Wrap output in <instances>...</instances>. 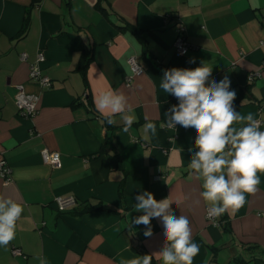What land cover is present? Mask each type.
<instances>
[{"label": "crops", "instance_id": "0c3cea01", "mask_svg": "<svg viewBox=\"0 0 264 264\" xmlns=\"http://www.w3.org/2000/svg\"><path fill=\"white\" fill-rule=\"evenodd\" d=\"M177 24L188 44L181 55L172 47ZM37 52L47 87L28 77ZM84 54L83 75L76 66ZM262 60L264 0H0V159L11 177L0 196L24 208L15 239L0 247V264H120L159 254L167 246L161 217L151 219L150 237L146 225L129 228L145 214L135 208L144 191L188 218L199 245L193 264H264V173L239 211L209 222L203 181L188 167L199 150L194 130L167 127L165 113L179 101L160 87L164 70L203 61L213 67L207 83L227 75L235 110L253 113L264 131ZM18 84L35 95L31 114L16 108ZM110 90L128 98L136 117L128 132L121 115L109 125L96 108L94 99ZM43 147L58 152V166L42 161ZM68 194L75 202L57 211L53 196ZM154 263L163 260L156 255Z\"/></svg>", "mask_w": 264, "mask_h": 264}, {"label": "clouds", "instance_id": "9594fccd", "mask_svg": "<svg viewBox=\"0 0 264 264\" xmlns=\"http://www.w3.org/2000/svg\"><path fill=\"white\" fill-rule=\"evenodd\" d=\"M212 71L213 67L203 61L194 69H166L160 87L179 101L169 109L171 115L165 113L167 127L175 130L179 124L194 130L195 147L199 150L191 157L188 167L197 180L203 181L200 195L211 204L208 218L218 219L225 212L235 214L247 203L245 194L257 192L260 184L257 173H264V131L260 130L261 121L254 119L253 113L241 115L235 110L236 93L228 90L230 80L227 75L219 83H207ZM94 102L109 125L116 123L114 116L117 114L124 121L125 132L136 122L123 93L104 91ZM237 124L242 126L237 128ZM144 129L152 136L156 135L154 123L147 122ZM135 199L139 201L136 210L145 214L131 220L129 228L132 224L146 225L144 236L150 237L153 234L151 219L161 217L167 246L159 254L121 260L120 264H152L156 255L162 258L163 264H193L199 245L192 242L188 218L169 214V200L158 201L151 192L144 191ZM23 211L21 204L10 197L0 196V247H7L15 239L17 222Z\"/></svg>", "mask_w": 264, "mask_h": 264}, {"label": "built area", "instance_id": "2783aa9c", "mask_svg": "<svg viewBox=\"0 0 264 264\" xmlns=\"http://www.w3.org/2000/svg\"><path fill=\"white\" fill-rule=\"evenodd\" d=\"M173 52L175 55L183 54L188 44L184 38V30L182 26H178L177 31L175 33V37L172 41ZM21 57L25 56L24 52H21ZM43 59V55L41 52H37L36 56L34 57L33 61L29 63L28 66V77L34 80L39 86H49L50 85V78L41 73L40 68V61ZM128 65L133 73L139 72L140 66L135 61V59L130 56L128 58ZM262 65L264 66V60H262ZM255 74H250L249 78L251 79ZM130 76L125 77V83L127 84L129 81ZM14 103L16 105L17 110L20 113L31 114L35 110V95L32 93H27L24 91L23 86L18 84L16 86V91L14 94ZM259 121V119H256ZM40 157L43 162L48 163L50 166L55 167L59 165V155L57 151L48 150L47 148L43 147L40 149ZM10 168L8 164L3 160L0 159V183H6L10 180ZM53 201L55 203V207L58 210L64 209L66 206H69L75 202V197L71 194L68 195H54ZM211 206H207L204 210V216L209 222L216 223L219 222L218 219L215 217L208 218L207 211L210 210ZM258 213L264 215V207L258 210ZM215 220V221H214ZM12 254H19L20 252L17 248L11 249Z\"/></svg>", "mask_w": 264, "mask_h": 264}, {"label": "trees", "instance_id": "16d2710c", "mask_svg": "<svg viewBox=\"0 0 264 264\" xmlns=\"http://www.w3.org/2000/svg\"><path fill=\"white\" fill-rule=\"evenodd\" d=\"M121 27L125 26V22H123L122 24H120ZM19 33V32H18ZM185 38V37H184ZM145 43L142 42V46L144 47ZM88 55L84 54L82 55V57L80 58V61L77 64V68L83 73L84 75V71H85V66L87 65L88 60L90 59V56L87 57ZM245 88L248 89V86H246ZM112 164H118V160L117 157H115V155L112 158ZM76 200V198H75ZM63 210V209H62ZM62 210H58L57 211H62ZM219 221H224V219H220ZM155 264V263H154Z\"/></svg>", "mask_w": 264, "mask_h": 264}, {"label": "rangeland", "instance_id": "374dc122", "mask_svg": "<svg viewBox=\"0 0 264 264\" xmlns=\"http://www.w3.org/2000/svg\"><path fill=\"white\" fill-rule=\"evenodd\" d=\"M178 26H181V25H179V24H177L176 25V29L178 28ZM183 30H185L184 28H183ZM42 54V53H41ZM44 57V56H43ZM59 155V154H58ZM59 161H60V159H59ZM60 163V162H59Z\"/></svg>", "mask_w": 264, "mask_h": 264}]
</instances>
